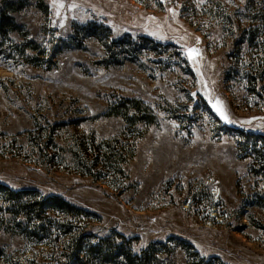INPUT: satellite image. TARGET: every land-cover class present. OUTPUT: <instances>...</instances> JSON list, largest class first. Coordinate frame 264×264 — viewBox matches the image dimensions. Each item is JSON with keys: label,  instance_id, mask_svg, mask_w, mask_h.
I'll use <instances>...</instances> for the list:
<instances>
[{"label": "rangeland", "instance_id": "rangeland-1", "mask_svg": "<svg viewBox=\"0 0 264 264\" xmlns=\"http://www.w3.org/2000/svg\"><path fill=\"white\" fill-rule=\"evenodd\" d=\"M22 1L12 16L37 49L0 39V184L61 197L93 215L87 233L134 253L170 246L156 264H264V173L234 132L264 135V0ZM124 99L155 123L127 129L126 178L96 180L95 144L126 129L106 116ZM4 226L0 264L57 262L52 242Z\"/></svg>", "mask_w": 264, "mask_h": 264}, {"label": "trees", "instance_id": "trees-1", "mask_svg": "<svg viewBox=\"0 0 264 264\" xmlns=\"http://www.w3.org/2000/svg\"><path fill=\"white\" fill-rule=\"evenodd\" d=\"M39 4L38 7L46 13V8H42L44 6L40 0ZM24 8L25 2L22 0H0V39L9 41L23 55L26 50L37 49L35 43L27 39L28 34L22 31L12 16ZM13 33L22 37L24 42L13 44L9 39V35ZM59 42L62 43L64 50L70 48L69 44L74 41L70 39ZM106 116L122 118L126 129L119 137L110 141H102L98 144L94 141L99 155L95 157L94 170L87 168L86 175L96 180L105 176L125 177L122 167L134 154V145L130 144L128 139L123 140L127 129L129 127L136 129V125L141 123L147 125L155 123V116L139 100L124 99L119 104L110 105ZM234 132L237 134L236 147L239 159H251L250 174L262 175L264 135L235 129ZM73 155L80 158L74 153ZM3 214H7L9 218L5 219ZM92 216L59 196H43L36 190L14 191L0 184V228L5 225L6 232L21 235L36 244L44 240L52 242L58 254L55 264H156L159 255L173 252L170 246L157 243L139 253H134L131 241L116 232L104 237L87 233L86 222ZM10 224L12 226H9ZM184 249L192 250V247L185 244ZM187 256L189 258L186 264H208L194 252L187 253Z\"/></svg>", "mask_w": 264, "mask_h": 264}, {"label": "snow or ice", "instance_id": "snow-or-ice-1", "mask_svg": "<svg viewBox=\"0 0 264 264\" xmlns=\"http://www.w3.org/2000/svg\"><path fill=\"white\" fill-rule=\"evenodd\" d=\"M221 115L223 116V113H221ZM226 119V117H224Z\"/></svg>", "mask_w": 264, "mask_h": 264}]
</instances>
